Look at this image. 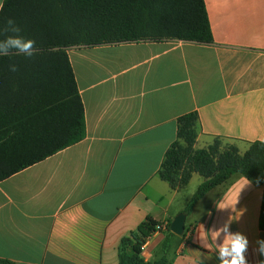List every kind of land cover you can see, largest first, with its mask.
<instances>
[{
    "label": "crops",
    "instance_id": "1",
    "mask_svg": "<svg viewBox=\"0 0 264 264\" xmlns=\"http://www.w3.org/2000/svg\"><path fill=\"white\" fill-rule=\"evenodd\" d=\"M204 2L211 44L68 50L86 137L0 182L1 260L118 264L121 241L152 218L167 228L149 238L146 261L161 259L169 239L172 264H220L226 237L217 230L228 222L230 233L249 241L248 264L264 262L257 244L264 240V185L243 176L208 192L187 215L182 236L170 230L196 193L184 197L189 185L172 191L158 175L180 117L198 112L197 149L215 137L236 142L242 153L264 143V0Z\"/></svg>",
    "mask_w": 264,
    "mask_h": 264
},
{
    "label": "trees",
    "instance_id": "2",
    "mask_svg": "<svg viewBox=\"0 0 264 264\" xmlns=\"http://www.w3.org/2000/svg\"><path fill=\"white\" fill-rule=\"evenodd\" d=\"M18 35L35 41L31 57L12 49L0 55V182L34 166L86 137L84 105L69 59L71 48L138 42H213L204 0H5L0 41L8 19ZM15 65L17 70L11 71ZM177 137L167 150L159 177L172 191L186 188L193 175L204 182L188 202L189 215L211 190L240 175L264 185V143H237L215 137L197 149L199 114L178 119ZM264 231V196L260 213ZM160 225L147 218L119 247L118 264H172L169 239L163 257L146 261L142 246ZM173 235V234H172ZM0 264H15L1 260Z\"/></svg>",
    "mask_w": 264,
    "mask_h": 264
},
{
    "label": "clouds",
    "instance_id": "3",
    "mask_svg": "<svg viewBox=\"0 0 264 264\" xmlns=\"http://www.w3.org/2000/svg\"><path fill=\"white\" fill-rule=\"evenodd\" d=\"M3 9V3H0V10ZM21 29L13 19H8L4 32L14 33L16 35H9L6 39L0 41V55H8L12 49L17 50L19 53L31 57L34 54L35 41L32 39H25L18 35ZM11 71H16L15 65L10 66ZM229 223L226 222L221 229L217 232L225 234V240L218 247L220 264H248L245 253L248 248L249 241L241 233H230L228 231ZM259 245L258 251L264 255V240H257ZM264 264V262H262Z\"/></svg>",
    "mask_w": 264,
    "mask_h": 264
},
{
    "label": "water",
    "instance_id": "4",
    "mask_svg": "<svg viewBox=\"0 0 264 264\" xmlns=\"http://www.w3.org/2000/svg\"><path fill=\"white\" fill-rule=\"evenodd\" d=\"M187 219V214L180 213L176 218L173 220L170 226V230L172 233L178 236H182L185 233V223Z\"/></svg>",
    "mask_w": 264,
    "mask_h": 264
},
{
    "label": "rangeland",
    "instance_id": "5",
    "mask_svg": "<svg viewBox=\"0 0 264 264\" xmlns=\"http://www.w3.org/2000/svg\"><path fill=\"white\" fill-rule=\"evenodd\" d=\"M212 143H213V140H212L211 144ZM227 143H233V142H231V141H224V144H227ZM201 181H204V178L202 176H200L199 174L193 175V178H192L191 182L189 183V187L187 189H185V191L183 193L184 194V197L186 196V194L187 195L188 194L190 195L191 193H195L197 191L198 185L200 184ZM189 197H191V196H189ZM182 200H181V202H182Z\"/></svg>",
    "mask_w": 264,
    "mask_h": 264
},
{
    "label": "built area",
    "instance_id": "6",
    "mask_svg": "<svg viewBox=\"0 0 264 264\" xmlns=\"http://www.w3.org/2000/svg\"><path fill=\"white\" fill-rule=\"evenodd\" d=\"M166 228H167V225H160V226L157 228V230H158V231H161V230L166 229ZM148 240H149V239H148ZM148 240H147V242L142 246V254H144L145 251H146V247H147Z\"/></svg>",
    "mask_w": 264,
    "mask_h": 264
}]
</instances>
